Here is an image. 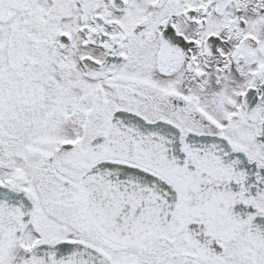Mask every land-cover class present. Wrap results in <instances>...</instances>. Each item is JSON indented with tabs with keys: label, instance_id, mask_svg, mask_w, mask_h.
Returning <instances> with one entry per match:
<instances>
[{
	"label": "flooded vegetation",
	"instance_id": "af4514ba",
	"mask_svg": "<svg viewBox=\"0 0 264 264\" xmlns=\"http://www.w3.org/2000/svg\"><path fill=\"white\" fill-rule=\"evenodd\" d=\"M10 1L7 19H14L19 11L23 16L21 59L11 62L24 73L20 84L17 78L5 79L0 132L7 131L5 121L11 129L18 123L29 125L35 79L29 73L35 68L40 71L48 62L30 52L54 43L61 51L75 48V56L80 55L85 65L69 66L58 57L49 61L50 67L91 69V75L81 79L76 74L72 81L81 98L70 112L78 127L96 132L95 138L110 131L113 116L121 110L148 121L167 122L170 126L163 130L172 133L176 142L175 149L172 142L166 152H148L135 140L127 151L118 153L109 145L91 150L94 138L90 141L91 153H106L85 171L99 160L112 158L159 173L177 191L166 225L134 245L116 243L98 231L80 185L85 171L74 178L60 171L58 159L49 157L38 166L39 181L49 175L58 184H66L64 191L71 200L63 196L58 202L68 209L69 221L78 217L76 206L83 203L87 225L108 244L125 249L163 237V264H258L252 229L264 225V0L190 4L178 0L181 7H173V0H148L151 9L142 19L126 14L135 0H111L114 9L84 12L74 21L76 13H62L60 0H50L46 11L39 0L31 6L29 0ZM1 8L0 15H5ZM32 19L40 34L36 40L29 26ZM212 19L214 28H210ZM65 20L71 24L65 25ZM18 84L22 89L15 94ZM49 85L57 96L51 100L56 101L62 86L56 81ZM15 117L21 118L14 124ZM21 181L0 176V264H90L88 257L95 258L94 264H116L107 250L83 238L62 235L49 242L40 232L27 237L37 203L34 193L41 186L35 179L31 190Z\"/></svg>",
	"mask_w": 264,
	"mask_h": 264
},
{
	"label": "rangeland",
	"instance_id": "374dc122",
	"mask_svg": "<svg viewBox=\"0 0 264 264\" xmlns=\"http://www.w3.org/2000/svg\"><path fill=\"white\" fill-rule=\"evenodd\" d=\"M35 1L37 0H29L28 3L31 6ZM41 2L42 0H39L42 10L46 11L47 7L45 6H47L50 0H43ZM197 2L198 0H186L187 4ZM60 4L62 13H76L72 21L79 20L82 15L84 16V12L93 10L108 11L107 7L114 9L111 0H72L71 2L70 0H60ZM172 4L173 7H181L178 4V0H173ZM183 4H185L184 0ZM10 5V0L0 1V6H2L1 12L5 14L0 15V93L2 94H5L7 88L6 77L14 78V80L17 78V82L20 84L21 76L24 73V70L18 69V64L17 66L15 64L17 60L21 59L22 46L20 47V45H23V36L21 35L23 16L22 12L19 11L18 14L14 15V19L12 17L8 20L7 14L11 11ZM74 8H76V11H73ZM148 9H151L148 0H135L134 6L130 7L126 14L130 19L139 17L142 19ZM31 10L33 8H30ZM12 19L13 21H11ZM211 21L212 26L210 28H214L215 21L213 19ZM29 22L33 38L36 40L40 37L37 25L35 24L36 21L32 19ZM76 22L79 23L80 21ZM64 24L71 23L65 20ZM72 26L75 28L73 22ZM72 26H69V28L74 31ZM17 47L20 48L18 49ZM34 48L30 53L35 58L39 59L40 57L42 60L48 62L45 63L44 68L40 69V71H44L41 76H38L40 71L36 68L29 73V77H33L34 75L35 78L31 85L32 95L29 97V125H21L17 122L18 124L11 129L7 127L6 118L2 115L1 118L5 121L3 123L7 131L0 132V176L10 175L13 178L18 177L22 180L21 182L28 184L31 190L35 179H38L37 182L41 186L40 191H35L34 193L37 199L36 208L34 217L28 222L29 225L27 226L25 235L32 237L33 233L40 232L49 242L57 240L62 235L68 238H83L92 245L107 250L115 259L114 263L116 264H156L157 260H160V264H163L162 260L165 256L163 237L155 236L153 239L140 242L136 247L125 249L111 243L108 244L94 229L87 225L86 216L81 206L83 203L76 206L79 210L78 217H74L73 222L69 221L70 217L67 215L69 212H65L68 209L61 207L58 202V200H61L59 198L63 196L68 197L64 198L65 200H71L68 193L64 191V187H67L65 186L66 184H63L64 186L58 184L49 175L44 180L39 181L38 166L49 161V157H54L60 161L61 172H68L74 178H78L93 160L103 156L106 152L91 153L89 151L90 141L94 138V135L96 136V132L82 130L71 118L70 113L73 106L81 99H79L80 95L79 97L76 96L78 92L76 93L74 87H72V85H75V82H72L73 78L77 74L81 79H84L86 76L91 75V69L83 66L71 70L66 65V68L50 67L53 63L49 61L58 57L69 66H71V63L74 66L78 65L76 62L85 65V61L81 59L80 55L75 56V48H71L69 51H61L57 49L54 43H48L43 48L41 46ZM44 50L45 52H42ZM11 60L15 61V63L13 64ZM55 81L58 85L62 86V90L58 94L59 97L62 94V97H58L59 100L57 98L56 101H53L51 99L57 96H54L52 91H50L51 86L49 82ZM19 84L18 86H14L13 92L15 94L21 92L22 87ZM227 89L230 90V88ZM37 99L39 100L37 101ZM224 101V104L227 105L226 98ZM107 102L111 103V101ZM14 103L17 104L18 102L14 101ZM17 106L18 108L20 107L19 104ZM50 108H53V110L49 111ZM15 112H18V109ZM17 118L20 119L21 117H15L13 120L14 124ZM69 142H75V144L67 147L66 144ZM47 173L49 174L50 171ZM68 188L74 189L72 185H68ZM59 189H62L65 194L62 195V191ZM71 215L75 216L73 213ZM51 239L54 240L50 241ZM150 250L153 251L150 253ZM88 258L90 264L96 262L95 258Z\"/></svg>",
	"mask_w": 264,
	"mask_h": 264
},
{
	"label": "water",
	"instance_id": "95a60500",
	"mask_svg": "<svg viewBox=\"0 0 264 264\" xmlns=\"http://www.w3.org/2000/svg\"><path fill=\"white\" fill-rule=\"evenodd\" d=\"M168 126L165 121L152 122L120 110L113 116L110 131L95 137L90 148L97 150L109 145L113 151L122 153L138 140L148 152H166L172 142L176 148L172 133L163 130ZM80 185L98 231L122 245H134L163 228L177 198L173 185L159 173L112 158L93 164L82 175ZM130 197L131 202L127 200ZM252 232L253 239L256 236L257 263L264 264V225L259 223Z\"/></svg>",
	"mask_w": 264,
	"mask_h": 264
},
{
	"label": "bare ground",
	"instance_id": "6f19581e",
	"mask_svg": "<svg viewBox=\"0 0 264 264\" xmlns=\"http://www.w3.org/2000/svg\"><path fill=\"white\" fill-rule=\"evenodd\" d=\"M126 179H127L128 181L132 182V181L129 179V177H127ZM95 255L98 256V254H95Z\"/></svg>",
	"mask_w": 264,
	"mask_h": 264
}]
</instances>
